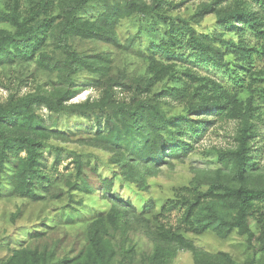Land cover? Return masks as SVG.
<instances>
[{"label":"rangeland","instance_id":"374dc122","mask_svg":"<svg viewBox=\"0 0 264 264\" xmlns=\"http://www.w3.org/2000/svg\"><path fill=\"white\" fill-rule=\"evenodd\" d=\"M66 1L57 0L51 13L53 27L36 57L31 61L18 60L0 67V106H10L27 95L55 98L69 90L82 91L67 103L68 107L86 101L99 106L129 104L135 97L141 99L148 96L142 97L138 91L135 92V88L143 83L147 75L151 42L159 38L149 17L144 18L129 7L122 10L120 20L115 25L102 24L104 21L101 17L107 9L124 6L127 1L93 0L80 13L82 23L88 27L107 28V34L89 39L72 36L68 38V43L73 51L88 57L102 73L93 74L83 68L76 74H69L67 56L59 36L62 20L60 9ZM136 1L147 5L148 9L153 3V0ZM176 2L179 8L166 14L173 18L191 19L194 23L192 18L197 16L199 9L212 3V0ZM31 6L26 1L22 3L25 11ZM217 7L219 9L221 5ZM218 16L211 11L195 26L199 31L209 33L218 25ZM12 30V27L0 22V32ZM139 31L142 39L130 46L129 40ZM156 54L162 55L159 50ZM181 56L176 57L178 64L191 68L193 73L198 74L196 76L215 79L229 87L232 85L222 71L210 64L194 62L188 55L185 59ZM69 77L73 78L72 85ZM75 77L81 78L79 83ZM118 78L127 87L113 86L108 91L112 94L110 97L106 89L108 83ZM84 82L85 85H81ZM173 84V81L164 80L153 88L150 97ZM196 84L191 82L192 89L196 88ZM129 86L135 87L132 88L134 91H129ZM247 96L254 98L256 109L253 114L256 119L251 121L257 127L252 148L256 166L249 170L247 185L261 188L264 187V101L253 89L239 93L243 101ZM160 106L169 117L187 111V107L169 98L161 99ZM36 113L47 125L36 135L45 146L42 150L43 166L51 182L39 193L38 199L26 198L15 191L14 166H8L2 173L0 264H76L81 258L85 259L89 252L97 253V250L106 256L112 254L111 264H151L157 246L175 248L174 244L168 245L158 239L157 229L161 225L174 230L183 226V211L180 208L157 214L165 202L179 198L185 187L205 191L214 181L237 186L233 164H225L220 153L237 146L236 138L243 124L240 118L222 119L200 113L199 120L207 119L213 123L203 137L193 140L194 149L177 157L168 156L164 163L154 165L153 162L137 159L124 146L102 139L94 116L83 118L70 108L54 114L39 107ZM6 126L15 134L24 132L13 125ZM101 129L102 134L106 135L108 128L102 125ZM21 157H25V153ZM80 170L90 185L99 184L100 189L92 194L87 193L82 187L81 178L84 177L79 174ZM110 186L113 195L109 193ZM145 206L153 207V215L144 211ZM218 209L224 217H231L232 213L225 204L219 205ZM114 211L120 213L118 222L111 219ZM182 231L185 238L202 253L206 264H264V252L252 251L245 238L237 234L221 239L212 232L198 235L183 228ZM92 236H96L100 247L95 245ZM221 254H227L232 263ZM64 260L67 262L62 263ZM172 264L198 263L193 252L178 250Z\"/></svg>","mask_w":264,"mask_h":264},{"label":"trees","instance_id":"16d2710c","mask_svg":"<svg viewBox=\"0 0 264 264\" xmlns=\"http://www.w3.org/2000/svg\"><path fill=\"white\" fill-rule=\"evenodd\" d=\"M24 1L32 5L28 11L22 9ZM126 1L124 6L107 9L101 17L104 21L102 24L115 25L120 20L122 10L129 7L153 22L159 38L151 42L147 75L143 83L134 87L142 97L149 95L141 99L135 97L129 104L99 106L86 101L68 107L67 103L82 91L69 90L55 98L27 95L10 106H0V177L8 166H14L15 191L22 197L33 199H38L39 193L51 182L43 166L42 150L45 146L36 135L47 128L36 113L39 107L54 114L70 108L80 117L94 116L102 139L124 146L137 159L153 162L154 165L164 163L168 156L177 157L194 149L193 140L203 137L213 123L207 119L199 120L200 113L222 119L240 118L243 124L236 138L237 146L220 153L225 164H233L237 186L214 181L205 191L185 187L179 198L165 202L157 214L180 208L183 211V226L179 230L164 225L157 229L158 239L168 245L174 244L175 248L157 246L150 263L172 264L178 250H188L194 253L198 264H206L202 253L185 238L182 228L198 235L212 232L221 239L237 234L245 238L249 249L264 252V187L251 188L247 185L249 170L256 166L252 148L257 127L251 121L256 119L253 114L256 106L252 96H247L244 101L239 97L241 91L247 93L253 89L264 101V0H212V3L199 9L197 16L192 18L194 23L191 19L173 18L166 14L179 8L176 0H153L149 9L136 0ZM56 2L0 0V22L13 29L0 32V67L18 60L31 61L36 57L53 27L51 13ZM91 2L93 0H67L60 9L62 20L59 36L67 56L69 74H76L83 68L93 74L102 73L88 57L73 51L68 43V38L72 36L89 39L107 34V28L88 27L82 23L80 13ZM218 5L221 7L216 9ZM211 11L219 15L218 25L209 33L199 31L195 25L200 24V19ZM140 39L141 31L129 40V45L133 46ZM157 50L161 51V56H157ZM181 54L183 59L188 55L194 62L210 64L222 71L231 81V88L215 79L198 77L191 68L178 64L176 57ZM75 79L79 83L81 78ZM72 80V77L68 78L71 85ZM164 80L175 84L158 94L154 93L151 98L153 88ZM191 82L197 83L196 88L192 89ZM108 84L107 92L113 86L127 87L120 78ZM81 85L84 86L85 82ZM128 88L131 91L133 87ZM107 95L111 97L112 94L108 92ZM164 98L187 107L186 113L169 117L160 106ZM6 125H13L24 132L15 134ZM102 125L108 128L106 135L102 134ZM22 153H25V157H21ZM79 174L83 175L84 172L80 170ZM84 178H81V182L87 193L92 194L100 189L99 184L92 186ZM108 189L113 195L111 186ZM224 204L231 211V217L220 214L218 206ZM144 211L152 214L154 209L145 206ZM114 213L111 219L118 222L120 213ZM92 240L100 247L96 236H92ZM221 255L232 263L227 254ZM111 259L112 254L106 256L97 250V253L89 252L85 259L81 258L76 264H111Z\"/></svg>","mask_w":264,"mask_h":264}]
</instances>
